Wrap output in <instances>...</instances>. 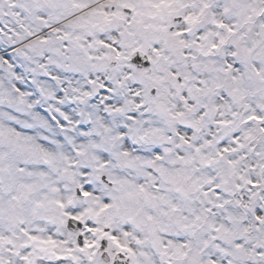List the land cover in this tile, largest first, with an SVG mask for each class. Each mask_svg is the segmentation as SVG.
I'll return each instance as SVG.
<instances>
[{
  "label": "snow or ice",
  "instance_id": "1",
  "mask_svg": "<svg viewBox=\"0 0 264 264\" xmlns=\"http://www.w3.org/2000/svg\"><path fill=\"white\" fill-rule=\"evenodd\" d=\"M0 264H264V0H0Z\"/></svg>",
  "mask_w": 264,
  "mask_h": 264
}]
</instances>
